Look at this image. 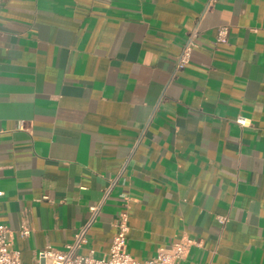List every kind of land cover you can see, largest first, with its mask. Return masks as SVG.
Here are the masks:
<instances>
[{
    "label": "crops",
    "instance_id": "0c3cea01",
    "mask_svg": "<svg viewBox=\"0 0 264 264\" xmlns=\"http://www.w3.org/2000/svg\"><path fill=\"white\" fill-rule=\"evenodd\" d=\"M208 1L0 0V224L25 262L122 173L82 254L109 252L127 198L137 260L188 240L179 264H264V0Z\"/></svg>",
    "mask_w": 264,
    "mask_h": 264
},
{
    "label": "built area",
    "instance_id": "2783aa9c",
    "mask_svg": "<svg viewBox=\"0 0 264 264\" xmlns=\"http://www.w3.org/2000/svg\"><path fill=\"white\" fill-rule=\"evenodd\" d=\"M218 0H209L206 11L211 10ZM229 25H221L213 45L227 43L229 40ZM201 29L199 22L190 30L187 41L185 42L181 53L179 54L172 79L176 78L178 73L184 70L190 63L192 52L196 46ZM236 123L242 127L251 126L252 122L245 116H238ZM120 177L126 178L119 174L112 178L107 188H105L102 198L90 206V217L88 221L81 226L75 233L73 241L67 245L64 250L56 248H44L39 250L36 260L32 263L25 262L19 250L13 247L14 231L10 226L0 224V264H179L188 254L190 242L181 240L170 246H162L153 258L146 260H137L128 251V239L130 232V203L126 198L125 209L120 212L115 221L116 232L113 236L109 252L103 257H96L95 250L90 249L88 254H82L80 251L89 242V232L97 221V218L111 196L113 188L119 183ZM125 178V179H124ZM123 182V183H124ZM224 221L223 219H220ZM32 233V228L24 224L20 230L22 236H28Z\"/></svg>",
    "mask_w": 264,
    "mask_h": 264
}]
</instances>
